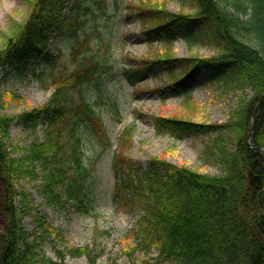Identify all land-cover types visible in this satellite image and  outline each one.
Masks as SVG:
<instances>
[{"label":"trees","instance_id":"obj_1","mask_svg":"<svg viewBox=\"0 0 264 264\" xmlns=\"http://www.w3.org/2000/svg\"><path fill=\"white\" fill-rule=\"evenodd\" d=\"M22 1L23 19L11 18L7 31L0 32V78L18 61L23 76L30 73L45 83L49 80L56 90L50 104L40 108L19 115L0 112V264H66L61 253L53 260L28 244L21 248L26 237L17 202L26 200V192L19 184L25 178L35 183L39 166L47 188L65 183V201L86 208L89 170L82 158V134L96 139L100 128L105 131L102 107L116 105L104 87L105 78L114 72L111 36L87 26V15L94 16L96 4L106 0H79L68 16L62 14L66 0ZM113 1L118 9L119 0ZM170 1L138 0L129 5L128 14L139 18L149 51L138 59L127 56L138 64L127 65L123 74L134 91L143 75H156L158 70L166 72L167 87L188 99L202 84L233 91L237 105L219 124L137 112L153 120L157 136L183 140L209 135L213 152L207 141L204 150L220 164V171L203 173L159 157L150 158L146 167L136 164L125 154L133 142L131 126L123 130L110 167L112 200L118 208L139 213L131 232L132 249L155 253L147 264H264V0H182L193 12L185 6L174 12ZM60 30L58 40L66 39L65 47L45 54ZM63 32L66 38H61ZM177 38L190 48L209 43L217 52L180 57L174 51ZM39 58L43 66L37 72ZM191 73L200 80L195 87L187 86ZM9 97L21 100L15 93ZM3 99L0 91V110L5 107ZM43 114V140L36 139L29 149L11 148L12 125L23 118L38 121ZM111 145L108 141L104 147ZM71 161L81 173L78 178L69 173ZM47 191L50 203L65 206L60 195ZM66 253L87 256L89 264H97L88 248Z\"/></svg>","mask_w":264,"mask_h":264},{"label":"rangeland","instance_id":"obj_2","mask_svg":"<svg viewBox=\"0 0 264 264\" xmlns=\"http://www.w3.org/2000/svg\"><path fill=\"white\" fill-rule=\"evenodd\" d=\"M78 1L66 0L62 14L68 16ZM132 3H138V0H119V7L116 9L113 0H106L96 4L94 16L87 15L88 27L97 26L105 35L111 36L114 72L105 78L104 87L112 92V95L108 93L107 96L108 99H116V105L113 108L108 105L102 107L105 131L100 128L96 139L87 133L82 134V158L89 170L85 188L86 208L79 207L74 200L65 201V183H55L47 188L39 166L37 173L40 178L35 183L31 184L29 178H25L19 184L26 192V200L19 198L17 202L23 212L22 227L26 237L21 248L24 249L28 244L37 254L53 260H59L58 253H61L66 264H89L87 256L74 257L67 254L66 250L71 248H88L97 256V264H147L155 256V253L150 252L148 255L140 248L132 249L135 242L131 232L136 227L139 213H129L124 207L118 208L112 200L110 163L123 130L134 126L133 142L125 154L142 167L148 165L150 158L159 157L203 173L217 174L220 171V164L214 163L204 150L207 141L206 146L213 152L214 142L209 135L183 140H175L170 135L157 136L153 120L138 115V111L150 115L177 116L212 125L225 122L237 105L238 99L233 91L223 85L197 86L192 91V99H188L175 88L167 87L168 78L164 70H158L156 75H143L139 79L138 89L134 91L123 71L127 65H136V61L131 63L127 56L140 58L149 51V44L141 33L139 18L128 14ZM168 6L174 12H179L183 6L188 12H193L190 3L182 4V0H172ZM25 13L26 5L22 0H0V32L7 31L11 18L21 20ZM60 34L61 30L55 34L56 38L51 40L45 54L54 53L56 46L65 47L66 39L59 37L58 40ZM65 36L63 32L61 38H66ZM174 51L180 57L190 54L211 56L217 52L209 43L200 42L190 48L179 38L174 42ZM41 59L37 60L40 62L37 64V72L43 66ZM19 68L17 61L2 73L0 91L4 96L5 107L1 108V113L19 115L50 104L54 98L56 87L51 81L46 80L45 83L30 73L23 76ZM4 76L5 79L2 80ZM14 93L21 97L20 101L9 97ZM47 112L50 113V109ZM44 118L43 114L38 121H30L33 118L26 121L23 118L15 122L11 127V148L19 146L29 149L36 139L43 140ZM27 123L30 124L29 128L25 126ZM108 141L112 145L105 148L104 144ZM14 154L21 155L19 152ZM72 164L71 161L70 165ZM72 168L69 170L70 175L80 177L81 173L74 165ZM47 189L60 195V200L66 202L65 206L50 203L51 197ZM2 229L3 222L0 220V233Z\"/></svg>","mask_w":264,"mask_h":264},{"label":"water","instance_id":"obj_3","mask_svg":"<svg viewBox=\"0 0 264 264\" xmlns=\"http://www.w3.org/2000/svg\"><path fill=\"white\" fill-rule=\"evenodd\" d=\"M263 98H264V94L261 97V101H262ZM261 101H260V103H261ZM260 103H259V105H260ZM253 128H254V124H253Z\"/></svg>","mask_w":264,"mask_h":264}]
</instances>
